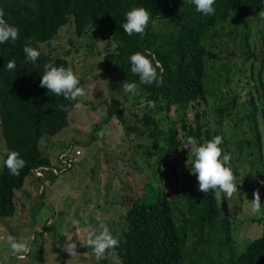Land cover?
<instances>
[{
  "label": "trees",
  "instance_id": "trees-1",
  "mask_svg": "<svg viewBox=\"0 0 264 264\" xmlns=\"http://www.w3.org/2000/svg\"><path fill=\"white\" fill-rule=\"evenodd\" d=\"M135 7L146 8L152 19L158 20L156 27L149 23L143 37L135 33L129 36L122 28L127 12ZM213 7L214 14L204 15L196 11L191 0L180 3L177 0H0L6 21L19 29L18 40L0 44V135L5 146L0 165V217L14 213L15 191L25 177L35 168L51 166L46 150L40 148L42 136H53L66 127L68 114L75 104L40 87L44 65L53 63L67 68L66 59L38 50L40 56L33 63L23 49L31 41L32 46L50 41L71 19L76 36L91 29L112 41L113 49L102 54L103 75L112 71L122 82L127 80L138 85L143 102L132 113L138 124H126L123 112L127 108L115 98L109 100L103 122L115 117L125 129L150 140L144 154L147 159L150 153L153 155V161L147 166L151 176L159 180L155 185L145 181L142 194L130 199L124 212L126 229L116 237L119 246L108 253L121 264H264V231L237 252L231 236V221L223 215L215 191H199L196 176L188 172L178 174V161L172 163L169 159L177 153L185 157L188 150L183 148L182 141L186 142L190 136L203 144L219 135L217 127L211 128L199 118L205 114L200 107L206 103V62L216 57L205 48V37L234 14L243 18L245 24L248 18L264 10V0H216ZM261 43L264 45V32ZM136 52L151 53L160 62L163 71L157 69V73L163 77L161 86L140 84L139 77L131 72L130 57ZM249 55L252 53L246 56ZM12 59L16 61V68L9 71L7 63ZM79 79L81 85L83 78ZM253 86L254 90L242 102L246 105L243 117L238 118L237 112H231L237 96L224 100L212 112L217 117V126L229 115L237 118L233 124L245 118L254 134L242 143L257 150L259 155L257 121L264 119V90L262 86ZM149 101L155 102L154 109L147 107ZM188 106L195 110L193 124L181 116L169 119L168 113L173 107L184 110ZM164 119L170 122L162 126ZM225 143L223 140L222 145ZM243 144L238 143V155ZM11 151L19 152L27 162L19 176L11 175L4 163ZM223 151L231 155L230 164L237 174L240 159L227 147ZM46 170L50 176L56 175ZM171 175H174L171 187L174 197L160 184L167 180L170 186Z\"/></svg>",
  "mask_w": 264,
  "mask_h": 264
},
{
  "label": "rangeland",
  "instance_id": "rangeland-1",
  "mask_svg": "<svg viewBox=\"0 0 264 264\" xmlns=\"http://www.w3.org/2000/svg\"><path fill=\"white\" fill-rule=\"evenodd\" d=\"M177 1L180 3L182 0ZM72 27L70 19L50 41L34 46L31 41L29 46L52 56L64 57L67 67L83 78L80 86L86 94L75 103H83L84 109L73 108L68 114L67 126L51 138L42 136L40 142L41 149H48L44 153L50 159V165H56L57 153L68 142L81 154L71 167L54 176L45 169L41 177L32 173L25 177L22 186L15 191L14 213L0 217V264H121L108 252L98 260L87 245V231L103 222L114 237L122 234L126 229L124 212L130 199L142 194L145 181L150 180L153 185L159 182L151 176V169L147 166L153 161V155L150 153L147 159L144 154L150 140L143 134L137 135L125 129L115 117L103 122L111 98L126 106L123 112L126 124H138L132 113L143 102L138 90L135 95L122 91L124 82L114 72L101 73L102 54L113 49L112 41L91 29L76 36ZM263 32L264 19L258 15L248 18L244 24L243 18L234 14L223 25H216L204 39L205 48L216 57L206 62V103L200 107L205 114L199 118L211 128L217 127L219 136L227 141L222 149L227 147L234 157L240 159L237 174H234L238 192L229 199L224 193L215 191L223 215L231 221V236L237 252L264 231V214L253 215L250 211L256 189H259L261 203L264 204V185L259 183L264 181V119L257 121L260 134L258 155L257 150L242 143L254 134L246 119L242 118L236 125L233 121L237 118L229 115L217 126L212 108L237 96V104L231 112H237L238 118L243 117L246 105L242 102L248 98V92L254 90L253 85L257 88L262 86L264 90ZM249 52L252 55L246 56ZM173 108L168 113L169 119L176 120L181 116L188 123H194L193 107L188 106L184 110ZM138 111L140 114L141 110ZM169 119L162 120L161 125L169 124ZM176 124L179 126L178 122ZM230 134L233 135L229 137ZM180 139H183L181 135ZM239 142L243 144L240 155L237 154ZM50 143L54 144L52 148H49ZM187 150L184 158L180 153L169 158L172 163L178 161V174L191 173L194 157ZM4 151L0 135V165ZM160 184L174 197L171 192L174 175H171L170 186L167 180L160 181ZM89 205H94V208L90 209ZM66 234H73V242L77 243L79 255L76 257L72 258L65 251ZM9 236L32 238L30 251L23 254V259L11 250Z\"/></svg>",
  "mask_w": 264,
  "mask_h": 264
},
{
  "label": "clouds",
  "instance_id": "clouds-1",
  "mask_svg": "<svg viewBox=\"0 0 264 264\" xmlns=\"http://www.w3.org/2000/svg\"><path fill=\"white\" fill-rule=\"evenodd\" d=\"M216 0H191L195 5L197 12L204 15L214 14L213 5ZM5 11L0 8V44L9 40L15 42L19 39V29L10 25L5 19ZM261 19H264V10L258 13ZM149 23L156 27L158 20L152 19L149 11L144 7H135L126 14V22L122 25L124 32L131 36L134 33L143 37ZM97 43H107L98 41ZM29 61L35 63L40 56V52L30 46H25L23 49ZM149 56L152 58L150 59ZM131 72L139 77L140 84L161 86L164 81L162 75L158 76L157 69L163 71L162 66L155 56L151 53L136 52L130 57ZM16 68L15 59L9 60L7 69L13 71ZM40 87L47 88L49 92L56 96H63L66 100L77 101L78 98L85 96V90L80 86V79L77 73L71 67L55 66L53 63L44 65V74L40 81ZM122 91L129 94H137L138 85L136 83L126 82L122 85ZM155 102H147V107L155 108ZM75 110H83V103L77 102L74 104ZM63 108V106H62ZM67 111V108H64ZM223 138L219 135L211 140L198 144L195 138L188 137L183 145L184 149H189L194 157L192 161L191 174L196 176L199 184L198 190L208 193L209 190L217 191V194L224 193L227 198H231L238 192L236 176L231 167V155L225 154L221 145ZM5 166L13 176H19L21 170L26 166V161L20 157L17 151H11L5 160ZM264 185V181H259ZM254 199L250 202V211L253 215L264 214V204L261 203L259 189L253 192ZM89 208H94V205H89ZM78 223V221H74ZM78 237V234H75ZM31 237L14 236L8 237V243L11 250L18 254L20 259H23V254L30 251ZM67 244L65 251L73 258L78 256L77 243L73 242V234H66ZM86 241L88 247L93 251L95 257L99 260L104 257L109 250L119 246V240L113 236L110 228L106 223H99L97 227H93L87 231Z\"/></svg>",
  "mask_w": 264,
  "mask_h": 264
},
{
  "label": "built area",
  "instance_id": "built-area-1",
  "mask_svg": "<svg viewBox=\"0 0 264 264\" xmlns=\"http://www.w3.org/2000/svg\"><path fill=\"white\" fill-rule=\"evenodd\" d=\"M81 152L71 143H67L56 155V165L50 167H38L32 170L34 176H42V170L50 169L54 174H58L60 170L71 167L80 156Z\"/></svg>",
  "mask_w": 264,
  "mask_h": 264
},
{
  "label": "crops",
  "instance_id": "crops-1",
  "mask_svg": "<svg viewBox=\"0 0 264 264\" xmlns=\"http://www.w3.org/2000/svg\"><path fill=\"white\" fill-rule=\"evenodd\" d=\"M56 134H57V133H56ZM56 134H55V135H56ZM53 136H54V135H53ZM53 136H49V137L51 138V137H53ZM49 142H50V141H49ZM50 144H51V146H49V148H52V146H53L54 144H52V143H50ZM47 151H48V149L46 150V152H47ZM46 156H47V155H46ZM47 157H48V156H47ZM49 161H50V159H49ZM50 163H51V162H50Z\"/></svg>",
  "mask_w": 264,
  "mask_h": 264
}]
</instances>
